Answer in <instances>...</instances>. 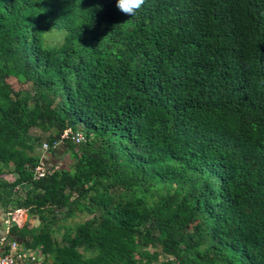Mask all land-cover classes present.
I'll list each match as a JSON object with an SVG mask.
<instances>
[{
	"label": "trees",
	"instance_id": "trees-1",
	"mask_svg": "<svg viewBox=\"0 0 264 264\" xmlns=\"http://www.w3.org/2000/svg\"><path fill=\"white\" fill-rule=\"evenodd\" d=\"M116 3L0 0L8 234L40 264H264V0Z\"/></svg>",
	"mask_w": 264,
	"mask_h": 264
},
{
	"label": "built area",
	"instance_id": "built-area-1",
	"mask_svg": "<svg viewBox=\"0 0 264 264\" xmlns=\"http://www.w3.org/2000/svg\"><path fill=\"white\" fill-rule=\"evenodd\" d=\"M69 134L70 140L74 143L82 141V136L80 134L71 135L69 132L63 134L65 137ZM42 150L46 149V146L42 144ZM35 178L43 177V171L41 169L35 168ZM10 220L5 219L4 225L5 230L0 235V264H40L43 260V256L33 251H27L22 249L17 242L7 240L8 228L10 226ZM3 245L6 247L4 252H1Z\"/></svg>",
	"mask_w": 264,
	"mask_h": 264
},
{
	"label": "crops",
	"instance_id": "crops-1",
	"mask_svg": "<svg viewBox=\"0 0 264 264\" xmlns=\"http://www.w3.org/2000/svg\"><path fill=\"white\" fill-rule=\"evenodd\" d=\"M37 153L39 155L40 161L43 162L45 167L47 168H54V169L62 168L64 165L68 163V154L65 152V147L61 146L60 144H57L54 148L50 149L49 151L39 149ZM8 169L9 168L3 169V174L0 175V180L11 182L15 178V175L7 172ZM26 189H27L26 185H19L17 189L18 194L21 195L22 192L25 191ZM15 216L21 217L22 223L20 225L27 224L28 227H36L38 225L36 224L35 216H26V214H24V212L21 210H19L18 213L15 214ZM5 219H6L5 215L2 213V210L0 209V235L5 230V225L3 223ZM10 237L14 238L12 235L7 234V240L10 241L11 240Z\"/></svg>",
	"mask_w": 264,
	"mask_h": 264
},
{
	"label": "rangeland",
	"instance_id": "rangeland-1",
	"mask_svg": "<svg viewBox=\"0 0 264 264\" xmlns=\"http://www.w3.org/2000/svg\"><path fill=\"white\" fill-rule=\"evenodd\" d=\"M63 36V31L62 30H52L50 32H46L42 35V41L43 44L46 46H56L61 42V38ZM8 85L14 90V91H25L29 90L30 86L28 83L22 81V80H13L9 79ZM87 219L86 215L83 214H76L75 217L66 220L64 222H60L58 224V230L54 234L55 239L59 240V236L62 233V230L64 227H70L74 228L76 225L82 223L84 220ZM146 251L151 252V249H146Z\"/></svg>",
	"mask_w": 264,
	"mask_h": 264
},
{
	"label": "clouds",
	"instance_id": "clouds-1",
	"mask_svg": "<svg viewBox=\"0 0 264 264\" xmlns=\"http://www.w3.org/2000/svg\"><path fill=\"white\" fill-rule=\"evenodd\" d=\"M144 4L145 0H117L116 7L123 14L134 16Z\"/></svg>",
	"mask_w": 264,
	"mask_h": 264
},
{
	"label": "water",
	"instance_id": "water-1",
	"mask_svg": "<svg viewBox=\"0 0 264 264\" xmlns=\"http://www.w3.org/2000/svg\"><path fill=\"white\" fill-rule=\"evenodd\" d=\"M35 221H36V224H38L39 221H38L37 218H35ZM10 239H11V241H16L14 238H11V237H10Z\"/></svg>",
	"mask_w": 264,
	"mask_h": 264
}]
</instances>
